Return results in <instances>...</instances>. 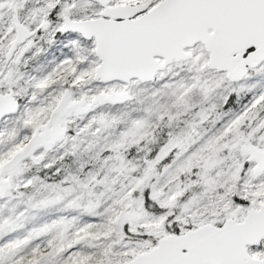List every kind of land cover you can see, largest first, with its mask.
<instances>
[{
	"label": "snow or ice",
	"instance_id": "1",
	"mask_svg": "<svg viewBox=\"0 0 264 264\" xmlns=\"http://www.w3.org/2000/svg\"><path fill=\"white\" fill-rule=\"evenodd\" d=\"M0 264H264V0H0Z\"/></svg>",
	"mask_w": 264,
	"mask_h": 264
}]
</instances>
